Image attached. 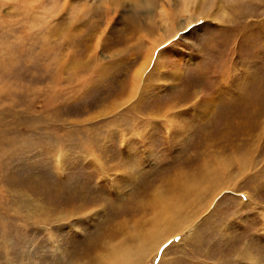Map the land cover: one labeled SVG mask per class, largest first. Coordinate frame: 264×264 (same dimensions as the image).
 <instances>
[{
  "label": "rangeland",
  "instance_id": "obj_1",
  "mask_svg": "<svg viewBox=\"0 0 264 264\" xmlns=\"http://www.w3.org/2000/svg\"><path fill=\"white\" fill-rule=\"evenodd\" d=\"M178 1L0 0V264H87L167 178L224 162L144 264H264V115L236 119L264 100V0Z\"/></svg>",
  "mask_w": 264,
  "mask_h": 264
},
{
  "label": "bare ground",
  "instance_id": "obj_2",
  "mask_svg": "<svg viewBox=\"0 0 264 264\" xmlns=\"http://www.w3.org/2000/svg\"><path fill=\"white\" fill-rule=\"evenodd\" d=\"M97 1H98V3L104 1V3H106V4H108V2H109V0H97ZM136 1L142 2V3H146L147 0H136ZM169 1L170 0H158V3H159L160 6H162V5L164 6L166 3H169ZM213 1L214 0H195L192 3L191 6L197 7V8H199V10H203L204 8H206L207 5L212 4ZM225 1H229L230 7L233 10V12H236V14H241V15H243L245 17H247L248 13L249 14L251 13L250 12V8L251 7L255 8L257 5H259V3L262 2V0H225ZM135 3H137V2H135ZM189 3H190V0H188V2H184L182 4L183 10L188 7ZM114 5L115 4H113L112 7ZM178 5L180 6V4H178ZM175 6H177V5H175ZM109 7H110V5H109ZM116 8H117V5H116ZM164 9L165 8H163V10ZM245 10H247V11L243 14V12ZM126 19H127V17H126ZM166 21H167V19H166ZM145 23H147V22H145ZM137 25H139L137 23V21L136 20H132L131 26H133L135 28V26H137ZM140 25L143 26L142 23ZM239 25H241V27H242L241 30H240L241 32L244 31L245 29H247V27H246L247 25L246 24H239ZM147 26L150 27V25H147ZM231 29H233V28H231ZM243 34H244V32H243ZM48 50H49L48 48L44 49L45 52H48ZM94 50H95V48H94ZM40 53H42V51H40ZM87 65H88V63H87ZM97 68H101V77L103 76L105 78L106 77L105 75L108 73V69H107V71L105 70L107 67L101 66V67H97ZM134 74L137 75V73H134ZM133 81H134V78H133ZM254 83H256V78L254 77V75H252V79L250 81H248L247 85H252ZM260 97L261 96H259L257 98H253V99L251 98V100H247L248 103H246L244 106H250V108H249V110H247L246 113H244L245 117L242 116L243 114L240 115L239 113L236 115V119H240L241 120L240 122H242V124H243V128L242 129H244V131H246V129H245L246 123H247V127L249 128L248 125L252 124V121H251L252 119H254L256 117L258 118L259 114H263L264 115V100L261 102L260 101ZM228 117L232 118V113H231V116H228ZM248 120H250L249 123H248ZM255 123H253V124H255ZM242 124L240 123L239 126H241ZM255 126H256V124H255ZM239 128H241V127H239ZM250 130H252V134H253V132H256V130H253V129H250ZM240 131H242V130H240ZM255 135H260V132L255 134ZM250 156H241L242 158L240 157L239 160H237L238 161L237 164H238V167H239V168L238 167L237 168H238V170H240V171H237V172L244 173L246 171V169L249 167L248 164L250 165V168L252 166H254L253 162H254L255 159L252 162L250 160V158H251ZM202 162L205 163V160L202 161ZM216 163H219V161L216 162ZM227 166H228V164L226 162L222 163L221 166H218V167L215 166L213 172L211 174H209L208 176H206L205 175L206 173L204 174V172H203V170H205L207 172V169H203L202 170V172H203L202 174L200 173V171H198V172H184L177 179H170L171 177L167 178L165 180L166 184H165V182L159 184V186L161 188L160 189H154L153 193H149V195L152 196V198L149 201L143 203V204H145L144 208H145V206L146 207L150 206L151 209L153 210L152 217L150 216L151 217L150 219H148L147 221H144L147 224L146 225L147 228L145 227V225H143L142 222L138 223L135 226L138 229L142 228L143 232L139 233V231H138L137 232L138 234H134V235L130 236L129 237L130 239L127 238V241H123V242L121 241V242L117 243L116 245H108L107 246V245H103L102 244L104 253H99V254H96L95 256H89L90 259H89V262L87 264H144L143 259H144L145 254L148 253V255H149L152 252H154L156 250V248L158 247V243L157 242H162V241L164 242L169 237L175 236V235H177L179 233V232H176V231L180 230L181 229V225L183 224V221H181V219H183V212H185L186 209L191 207V203L193 205V204H196V203L199 202L200 197H201V191H202L201 188H203L204 191H206L207 193L209 192L210 196H211V194L214 191V186H212L210 183H212L214 180H216V178L219 175H221V173L223 172L221 169L222 168L224 169ZM229 169H230V167H229ZM221 176H223V175H221ZM224 176H225V174H224ZM229 176H231V175H229ZM225 178H226V176H225ZM218 185L219 186H217V183H216V186L220 187V184H218ZM225 188H228V187H225ZM148 198H149V196H148ZM205 205H206V202L203 205L200 206V211H201V209H204ZM193 212L197 213L196 211H193ZM158 229H160V231H158ZM170 234H171V236H170ZM166 236H168V237H166ZM161 239H163V240L161 241ZM148 255H146V257ZM247 259L251 260L252 257L248 256ZM171 262H173V261H171ZM78 264H79V262H78ZM145 264H146V262H145ZM159 264H165L163 256L161 257V261H160Z\"/></svg>",
  "mask_w": 264,
  "mask_h": 264
},
{
  "label": "snow or ice",
  "instance_id": "obj_3",
  "mask_svg": "<svg viewBox=\"0 0 264 264\" xmlns=\"http://www.w3.org/2000/svg\"><path fill=\"white\" fill-rule=\"evenodd\" d=\"M177 239H179V237Z\"/></svg>",
  "mask_w": 264,
  "mask_h": 264
}]
</instances>
